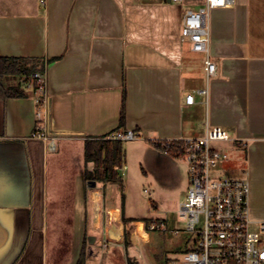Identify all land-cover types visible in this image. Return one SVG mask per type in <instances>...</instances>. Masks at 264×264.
Instances as JSON below:
<instances>
[{
	"label": "crops",
	"instance_id": "1",
	"mask_svg": "<svg viewBox=\"0 0 264 264\" xmlns=\"http://www.w3.org/2000/svg\"><path fill=\"white\" fill-rule=\"evenodd\" d=\"M205 5L0 0V54L42 59L50 100L41 123L33 91L0 98V264H173L152 255L159 230L147 226L167 223V215L136 211L149 205L139 185L160 178L167 199L178 201L188 166L162 142L199 137L213 126L225 128L235 147L220 169L249 181L251 219L264 222V0L212 9L208 53L193 51L181 34L186 11ZM208 55L217 65L211 78ZM190 93L193 104L186 102ZM44 126L53 149L50 139L33 136ZM127 129L139 137L124 142V188L87 181L85 169L95 163L86 162V140ZM97 225L107 230L110 248L101 247Z\"/></svg>",
	"mask_w": 264,
	"mask_h": 264
},
{
	"label": "built area",
	"instance_id": "2",
	"mask_svg": "<svg viewBox=\"0 0 264 264\" xmlns=\"http://www.w3.org/2000/svg\"><path fill=\"white\" fill-rule=\"evenodd\" d=\"M180 1V0H173ZM236 0H206V5L195 10L188 9L183 17L182 39L192 45L195 52H207L209 44V12L214 8L232 6ZM207 77L217 74V65L208 55L205 59ZM26 90L35 93L37 117L45 122L50 112L48 76L46 70H38L24 77ZM207 94L208 89L198 90ZM186 102L194 103V95L187 94ZM50 139L51 149L55 140L48 128L33 134ZM133 129L117 130L108 139L129 141L138 138ZM228 131L221 126L207 128L204 135L182 139V158L188 166L189 188L186 200L181 204L180 215L187 220V229L196 235L193 247L184 253L185 264H264V222L260 231L253 230L250 216V183L247 179L220 176L219 164L229 158L226 151L214 149L212 141L231 140ZM176 141V140H175ZM179 141V140H178ZM174 140L162 142L171 144ZM168 153V151L166 150ZM101 233L103 249L111 247L106 229L94 227ZM149 231H166L164 221L155 220L147 226ZM179 233L178 229L174 230Z\"/></svg>",
	"mask_w": 264,
	"mask_h": 264
},
{
	"label": "trees",
	"instance_id": "3",
	"mask_svg": "<svg viewBox=\"0 0 264 264\" xmlns=\"http://www.w3.org/2000/svg\"><path fill=\"white\" fill-rule=\"evenodd\" d=\"M43 60L39 58L9 57L0 54V98H19L27 95L24 87L26 78L33 72L42 70ZM15 79L17 82L10 81ZM126 117L125 100L122 105L120 129L124 126ZM108 134L102 137H94L86 140V162H94V169H85L87 181L119 182L123 187V180L119 169L124 163V141L108 139ZM173 156L178 157L181 152L182 141H174L161 146ZM124 191V189H123ZM123 198L125 197L123 193ZM126 220V218H124ZM129 241V231H126V242ZM129 264H139L137 261H129Z\"/></svg>",
	"mask_w": 264,
	"mask_h": 264
},
{
	"label": "rangeland",
	"instance_id": "4",
	"mask_svg": "<svg viewBox=\"0 0 264 264\" xmlns=\"http://www.w3.org/2000/svg\"><path fill=\"white\" fill-rule=\"evenodd\" d=\"M211 146L221 151L231 150L232 153L235 152V147L228 141H212ZM161 150L165 153L163 149ZM166 154L172 156L175 160L186 163L180 157L173 156L170 153ZM222 162L224 163V161ZM138 169L141 171L143 170L142 167ZM218 172L220 176H229L230 173H233V171H225L222 168L218 170ZM142 181L143 182L139 185L141 186L140 191L146 196L149 205L145 210L143 208H138L136 211L143 214L148 212V217H166L165 214L167 215V219H163L167 221V223H165L168 229L166 231H155L154 233L153 246L151 248V251L155 254L152 253L153 257L157 256L164 263L166 258L169 257L173 264H185L183 259L184 253L187 249L193 247L196 238V235L187 229V220L180 215V207L187 198L189 184H187V188H185L179 200L177 201L176 199L174 202L173 199L170 201L167 199L165 195L166 192L164 194L165 186L162 184V181L160 182V178H145ZM155 190L159 192L158 199L154 194ZM153 200L159 204L158 209L154 206L155 204L152 203ZM251 228L260 231L259 224H252ZM175 229L179 230L178 234H175Z\"/></svg>",
	"mask_w": 264,
	"mask_h": 264
},
{
	"label": "bare ground",
	"instance_id": "5",
	"mask_svg": "<svg viewBox=\"0 0 264 264\" xmlns=\"http://www.w3.org/2000/svg\"><path fill=\"white\" fill-rule=\"evenodd\" d=\"M97 194H98V193H96V195L94 196V199H95L96 202L99 200L98 197H97ZM115 216H116V215H115ZM139 231H140V232H143V227H142V225L140 226Z\"/></svg>",
	"mask_w": 264,
	"mask_h": 264
},
{
	"label": "water",
	"instance_id": "6",
	"mask_svg": "<svg viewBox=\"0 0 264 264\" xmlns=\"http://www.w3.org/2000/svg\"><path fill=\"white\" fill-rule=\"evenodd\" d=\"M92 183H93V185H95L96 184V181H93Z\"/></svg>",
	"mask_w": 264,
	"mask_h": 264
}]
</instances>
